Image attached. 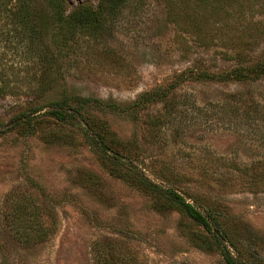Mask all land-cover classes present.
<instances>
[{
	"label": "rangeland",
	"instance_id": "374dc122",
	"mask_svg": "<svg viewBox=\"0 0 264 264\" xmlns=\"http://www.w3.org/2000/svg\"><path fill=\"white\" fill-rule=\"evenodd\" d=\"M27 1L31 36L0 0V123L64 96L137 103L81 109L130 162L75 122L0 133V264H227L153 185L213 209L232 255L264 264V77L227 76L264 57L261 0L230 6L205 44L167 19V0H126L92 34H62L46 0ZM84 2L97 0H65L64 14ZM156 88L166 96L141 100Z\"/></svg>",
	"mask_w": 264,
	"mask_h": 264
},
{
	"label": "trees",
	"instance_id": "16d2710c",
	"mask_svg": "<svg viewBox=\"0 0 264 264\" xmlns=\"http://www.w3.org/2000/svg\"><path fill=\"white\" fill-rule=\"evenodd\" d=\"M124 1L126 0H97L95 5L90 2L78 3L76 7L65 15V0H46L50 9L51 20H53L55 25L64 24V28L61 31L62 34L65 32L73 33L77 28L92 34L95 29H100V24L106 17H113V14L117 12ZM237 3L238 0H167L166 15L167 19L178 26V28L194 34L198 38V43L205 44L212 42L216 31L215 26L219 24L218 21L227 20L231 16L229 7L237 6ZM29 6L27 0H15L10 8L12 11L14 10L13 14L19 18L24 29H27L28 34L31 36L35 28L33 26L34 16L30 15ZM261 8H264V0H261ZM202 74L204 76L209 75L206 71ZM227 76L236 80H244L250 76L264 77V57L261 56L249 64H241L234 67ZM165 93L163 90L158 92L156 88L142 93L141 100L149 99L153 94L159 98H164L166 96ZM71 100L74 101V104L71 103ZM94 102L101 108L118 112H122L126 107L137 103L134 102L132 105L126 104L122 105L123 107H119L118 103L103 101L99 98L83 96L69 98L64 96L61 99H52L42 106L30 107L27 111L9 119L7 123H0V133L16 127L22 129L23 132L33 133L37 120L42 119L41 116L51 117L59 122H75L91 137L92 141L102 152L113 159L130 162L129 157L123 155L119 149L112 147L105 139V136L95 133L91 129L90 124L83 118L81 109ZM259 174L258 180L264 181V171ZM153 187L156 191L166 194L188 217L203 226L206 231L212 233L219 253L227 264H247L244 261L237 260L232 255L230 246H233V243L229 241L228 233L222 227L213 209L190 202L171 187L159 185H153ZM36 222L32 220L31 228L35 226ZM21 225L25 227L24 224Z\"/></svg>",
	"mask_w": 264,
	"mask_h": 264
}]
</instances>
